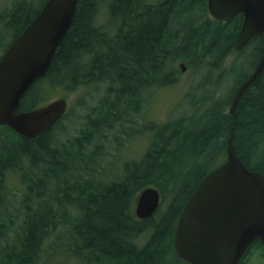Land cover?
Segmentation results:
<instances>
[{"label": "trees", "instance_id": "obj_1", "mask_svg": "<svg viewBox=\"0 0 264 264\" xmlns=\"http://www.w3.org/2000/svg\"><path fill=\"white\" fill-rule=\"evenodd\" d=\"M14 4L0 18L12 36L4 51L43 6L34 13L22 1ZM207 14V0H78L47 73L23 95L19 111L42 106V82L69 90L93 83L105 92L70 139L54 136L65 115L34 138L0 126L9 130L0 137V264H175L178 217L203 177L225 161L228 139L249 170L264 174V67L235 116L227 110L263 53L264 35L228 69L243 16L222 22ZM184 57L202 78L200 95H187L191 113L151 125L143 155L128 158L105 180L109 131H125L145 96L173 81L174 63ZM9 176L16 177L10 187ZM147 187L159 191L160 205L140 220L132 202Z\"/></svg>", "mask_w": 264, "mask_h": 264}, {"label": "water", "instance_id": "obj_2", "mask_svg": "<svg viewBox=\"0 0 264 264\" xmlns=\"http://www.w3.org/2000/svg\"><path fill=\"white\" fill-rule=\"evenodd\" d=\"M78 0H47L40 12L0 58V126L24 138L50 131L66 113L67 101L58 98L28 111L20 101L34 82L48 71L54 53L74 19ZM213 19L228 22L243 16L234 51H242L264 35V0H207ZM182 71L184 65L179 64ZM264 67V50L252 71L235 89L228 112ZM155 187L143 189L134 202V215L145 220L160 205ZM254 241L264 246V174L249 170L228 139L226 159L208 172L186 200L178 217L173 247L189 264H238Z\"/></svg>", "mask_w": 264, "mask_h": 264}, {"label": "rangeland", "instance_id": "obj_3", "mask_svg": "<svg viewBox=\"0 0 264 264\" xmlns=\"http://www.w3.org/2000/svg\"><path fill=\"white\" fill-rule=\"evenodd\" d=\"M19 1L24 2L27 9L36 13V11H39L46 0H0V18L5 20L4 17L7 14L1 15V12L4 13L10 9V7L12 8V6L15 5V2ZM101 16L102 15H100V17ZM206 16L213 19L209 13ZM0 23L1 57L6 45L11 41L10 39L12 36L6 34L7 31L5 32V28L3 26L4 24L2 23L1 19ZM239 56L240 53L232 52L225 60L226 67L228 68L230 67L229 65H232L236 62L238 63ZM181 63L185 67L184 71H182L179 66ZM175 65L177 66L178 72L173 76V81L153 88L152 91H150L145 96L144 105L140 114L133 117L132 120L126 121L124 127H122L125 131H120V127H118V131H109L108 138L110 143L108 142L107 144L108 154L105 156L102 165L103 172L105 171L102 177H105V180L110 178L112 179V177L109 176V172H115L119 174L118 171L120 170L121 164L128 158L138 159L143 155L153 137V131L151 132L149 129L150 126L153 125V122L154 124L160 125L167 122L171 117H180L183 115L188 116L191 113L192 107L190 105V99L187 98V95L189 92H192L195 96L200 95L201 89H198L197 86L201 82L202 78L196 72L195 64L190 65L189 60H187L185 57L177 60ZM231 81V78L227 79L228 83ZM43 83L45 82H42V85L40 86L41 88L43 87L41 94L43 98L45 97V99L43 102H41V105L58 98H65L67 101V111L64 117L65 119L63 118L54 129L55 140H66L78 136L81 130L85 127L87 116H93L91 114V108L93 109V107L97 105L98 100L104 95V85L99 86L91 83L88 86L81 85L80 87L69 90L66 87H63L61 84L50 83L49 85L48 83L44 85ZM228 89L229 88H227V91ZM33 99L34 98L32 97L29 99V101ZM200 107H202V103L199 106V111H201L203 108ZM228 109L229 107L227 110ZM8 132L9 130L1 128L0 137H2L4 134H7ZM111 143H113V145ZM106 157L111 160H108ZM116 162L118 163L116 164ZM98 176H101V174L99 173ZM15 179V176H9L7 180L9 182L8 187L14 185ZM135 199L132 202L133 212ZM250 255L251 258L248 261L246 260L247 262H243V264H248V262L249 264H261L262 261L257 258L256 255Z\"/></svg>", "mask_w": 264, "mask_h": 264}, {"label": "flooded vegetation", "instance_id": "obj_4", "mask_svg": "<svg viewBox=\"0 0 264 264\" xmlns=\"http://www.w3.org/2000/svg\"><path fill=\"white\" fill-rule=\"evenodd\" d=\"M250 254L256 255L257 258H259L261 261L263 260L261 264H264V246L260 244L258 241H254L253 243H251V245L247 248L244 255L242 256V259L239 261L238 264H240L241 262H245L246 260L248 261L251 258ZM176 256L177 258H175V262H174L175 264H188L184 259L180 258L177 254Z\"/></svg>", "mask_w": 264, "mask_h": 264}, {"label": "bare ground", "instance_id": "obj_5", "mask_svg": "<svg viewBox=\"0 0 264 264\" xmlns=\"http://www.w3.org/2000/svg\"><path fill=\"white\" fill-rule=\"evenodd\" d=\"M41 5H42V4H41ZM10 6H11V5H10ZM27 6H28V5H27ZM12 7H13V6H12ZM5 9H6V8H5ZM10 9H11V7H10ZM1 11H2V10H1ZM1 13H2V12H1ZM5 14H6V13H5ZM5 14H4V15H5ZM0 24H1V23H0ZM26 26H27V25H26ZM96 26H97V25H96ZM0 28H1V27H0ZM23 30H24V29H23ZM14 34H15V33H14ZM2 38H3V37H2ZM10 40H11V39H10ZM0 44H1V43H0ZM186 56H187V54H186ZM210 57H211V56H210ZM209 59H210V58H209ZM209 59H208V60H209ZM211 59H212V58H211ZM237 64H238V63H237ZM174 65H175V63H174ZM240 65H241V64H240ZM240 65H239V66H240ZM245 65H246V64H245ZM229 66H231V65H229ZM233 66H234V64H233ZM233 66H232V67H233ZM218 67H219V66H218ZM243 67H244V66H243ZM241 68H242V67H241ZM228 69H229V68H228ZM204 70H205V69H204ZM226 71H227V70H226ZM241 71H242V70H241ZM244 71H245V70H244ZM199 72H200V71H199ZM223 72H224V71H223ZM227 73H228V71H227ZM242 73H243V71H242ZM224 75H225V74H224ZM246 76H247V75H246ZM197 77H198V76H197ZM212 77H213V76H212ZM222 78H223V77H222ZM207 81H208V80H207ZM224 81H225V78H224ZM218 82H219V81H218ZM211 83H212V81H211ZM227 83H228V82H227ZM227 83H226V84H227ZM227 85H228V84H227ZM220 87H221V86H220ZM117 89H118V88H117ZM218 93H219V92H218ZM219 94H220V93H219ZM219 94H218V95H219ZM218 95H217V96H218ZM197 98H198V97H197ZM195 99H196V98H195ZM49 100H50V99H49ZM222 100H223V99H222ZM47 102H48V101H47ZM224 103H225V102H224ZM40 104H41V103H40ZM229 105H230V104H229ZM223 107H224V106H223ZM93 108H94V107H93ZM91 109H92V108H91ZM220 109H221V107H220ZM88 114H89V113H88ZM94 115H95V114H94ZM95 117H96V116H95ZM99 117H100V116H99ZM64 119H65V118H64ZM61 121H62V120H61ZM134 121H135V120H134ZM170 122H171V120H170ZM201 123H202V122H201ZM153 124H154V122H153ZM123 125H124V124H123ZM123 127H124V126H123ZM125 127H126V126H125ZM127 127H128V126H127ZM121 128H122V127H121ZM89 129H90V128H89ZM131 129H132V128H131ZM102 130H103V129H102ZM115 130H116V129H115ZM132 130H133V129H132ZM104 131H105V130H104ZM116 131H118V130H116ZM106 132H107V131H106ZM111 132H112V131H111ZM137 133H138V132H137ZM105 134H106V133H105ZM125 134H126V133H125ZM149 135H150V134H149ZM22 138H23V137H22ZM124 139H125V138H124ZM125 140H126V139H125ZM101 141H102V140H101ZM101 141H100V143H102ZM114 141H116V140H114ZM98 142H99V141H98ZM107 142H109V141H107ZM109 143H110V142H109ZM114 143H115V142H114ZM111 144L113 145V143H111ZM103 146H104V145H103ZM108 146H109V145H108ZM100 147H101V146H100ZM119 147H120V146H119ZM106 148H107V147H106ZM111 148H112V147H111ZM117 148H118V146H117ZM103 149H104V148H103ZM120 149H121V148H120ZM120 149H119V150H120ZM103 151H104V150H103ZM102 154H103V153H102ZM113 156H114V155H113ZM106 158H107V157H106ZM107 159H108V158H107ZM108 160H111V159H108ZM113 160H114V159H113ZM120 162H121V161H120ZM117 163H118V162H116V164H117ZM116 166H118V165H116ZM105 167H106V166H105ZM95 168H96V167H95ZM95 168H94V169H95ZM98 169H99V168H98ZM106 169H107V168H106ZM96 173H98V171H97ZM103 174H104V173H103ZM114 177H115V176H114ZM108 180H110V179H108ZM115 180H116V179H115ZM135 193H136V192H135ZM131 199H132V198H131ZM158 209H159V208H158ZM62 211H63V210H62ZM65 211H66V210H65ZM127 212H128V211H127ZM65 213H66V212H65ZM68 214H69V213H68ZM65 215H66V214H65ZM62 216H63V215H62ZM57 217H59V216H57ZM69 217H70V216H69ZM62 218H63V217H62ZM66 218H67V217H66ZM129 218H130V217H129ZM147 231H148V230H147ZM54 232H55V231H54ZM58 232H59V231H58ZM58 234H59V233H58ZM142 234H143V233H142ZM142 234H141V235H142ZM62 235H63V234H62ZM144 235H145V234H144ZM63 237H64V236H63ZM146 239H147V238H146ZM51 240H52V238H51ZM59 242H61V241H59ZM143 243H144V242H143ZM54 245H55V244H54ZM54 247H55V246H54ZM49 253H51V252H49ZM178 258H179V257H178ZM241 259H242V258H241ZM248 259H249V258H248ZM259 261H260V260H259ZM262 261H263V260H262ZM246 262H247V261H246Z\"/></svg>", "mask_w": 264, "mask_h": 264}]
</instances>
